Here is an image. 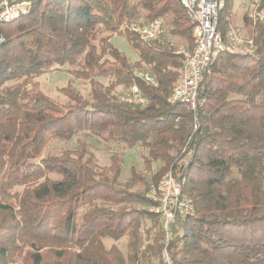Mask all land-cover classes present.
Returning <instances> with one entry per match:
<instances>
[{
  "label": "trees",
  "instance_id": "obj_1",
  "mask_svg": "<svg viewBox=\"0 0 264 264\" xmlns=\"http://www.w3.org/2000/svg\"><path fill=\"white\" fill-rule=\"evenodd\" d=\"M232 6L224 0L219 10L224 38ZM153 19L166 20L169 36L192 48L179 0H34L27 13L0 23V264H148L151 255L162 264L163 234L147 244L141 235L143 221L159 217L148 211L145 192L119 181V155L100 166L81 139L45 153L80 134L142 146L146 168L162 164L151 183L167 171L181 183L194 210L172 227L177 264H264V21L244 14L253 54H219L192 110L167 101L182 64L178 48L163 37L146 43L131 30ZM114 34L125 37L136 61L113 46ZM63 67L90 81L88 98L71 84L60 88L64 103L40 89L37 76ZM144 68L157 86L135 75ZM132 86L144 106L111 95ZM124 237L125 254L104 244Z\"/></svg>",
  "mask_w": 264,
  "mask_h": 264
},
{
  "label": "built area",
  "instance_id": "obj_2",
  "mask_svg": "<svg viewBox=\"0 0 264 264\" xmlns=\"http://www.w3.org/2000/svg\"><path fill=\"white\" fill-rule=\"evenodd\" d=\"M33 1L0 0V23L17 19L27 13ZM179 1L191 26L192 48L177 51L182 55V64L167 101L180 102L194 110L200 103L201 83L207 67L221 53L253 54L254 43L248 37H242L235 32L223 37L218 27V15L224 0ZM250 16L253 21H264V3H258ZM131 30L142 41L154 43L161 41L165 27L161 19H153L147 23L133 25ZM134 73L146 85H158L155 76L148 71L135 70ZM116 102L142 107L146 104V98L138 86H132L125 94L117 96ZM145 195L149 203L148 211L159 217L163 232L161 263L177 264L169 250L173 237L172 227L178 218H185L193 213V200L182 192L181 183L170 171L156 183H150Z\"/></svg>",
  "mask_w": 264,
  "mask_h": 264
},
{
  "label": "rangeland",
  "instance_id": "obj_3",
  "mask_svg": "<svg viewBox=\"0 0 264 264\" xmlns=\"http://www.w3.org/2000/svg\"><path fill=\"white\" fill-rule=\"evenodd\" d=\"M259 0H236V12L232 9L231 19H230V31L235 32L236 34L245 37L246 31L244 30L243 24V15L242 13H246L251 15L254 11L255 6L258 4ZM242 12V13H241ZM165 32L163 35V40H170L178 50H184L181 46L186 47L187 41L186 39H179L178 37H170L168 33V24L166 20L163 21ZM191 35V30H190ZM110 42L116 47L122 54H124L130 61H136L138 59L137 54L131 48L129 43L126 41L124 36L120 35H112ZM68 67L63 68H52L45 71L43 74L37 76L35 81L39 83L40 89L50 98L54 99L57 102L64 103L66 101L65 96L60 92V88L71 84L73 88L78 90L84 97L88 98L90 96V92L92 90V85L89 80L85 79H78L72 77L68 73ZM144 71H148L146 68L143 69ZM101 85H107V80L105 79H97ZM122 88L118 87L116 90L111 91V95L114 97L115 101L117 96L125 94ZM78 139L85 141L87 144L88 151L94 156L96 163L100 166H108L111 162V156L113 154H117L121 157L122 160V171L119 181L122 183L133 182V186L131 187L132 190H137L141 192H145L147 190V186L153 182L154 174L158 173L160 166L162 165L161 162H154L151 164L150 168H146L143 162V156L146 154L145 149L142 146H137L133 149H124L117 146H112L106 144L101 139L91 136L80 134L79 136L75 137L70 142H60L54 141L49 144L46 149L45 153H55L59 152L65 148H73L78 144ZM131 169L135 171L137 176L132 177ZM169 172V171H167ZM160 174V178L166 174ZM145 179L147 182L146 185L140 184L137 178ZM19 190V188H17ZM141 235L144 244L150 243V241L154 238L157 231H160L161 236L163 234L161 230L160 220L152 221L150 219H146L143 221V225L141 226ZM148 229V231H147ZM178 233V232H177ZM104 244L107 248L111 245H116L120 251L125 254L127 250V238L124 237L117 242H113L109 239L104 240ZM143 244V245H144ZM161 259V258H160ZM159 261L158 255H151L148 264H157Z\"/></svg>",
  "mask_w": 264,
  "mask_h": 264
},
{
  "label": "crops",
  "instance_id": "obj_4",
  "mask_svg": "<svg viewBox=\"0 0 264 264\" xmlns=\"http://www.w3.org/2000/svg\"><path fill=\"white\" fill-rule=\"evenodd\" d=\"M232 9H233V11H235L236 12V9H237V7H236V0H233V6H232ZM242 13V12H241ZM244 14H246V13H242V15L244 16ZM242 16V17H243ZM245 30V29H244ZM245 37H246V34L244 35ZM185 46V45H184ZM184 46H181V48H183V49H187V45H186V47H184Z\"/></svg>",
  "mask_w": 264,
  "mask_h": 264
}]
</instances>
